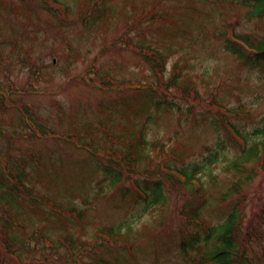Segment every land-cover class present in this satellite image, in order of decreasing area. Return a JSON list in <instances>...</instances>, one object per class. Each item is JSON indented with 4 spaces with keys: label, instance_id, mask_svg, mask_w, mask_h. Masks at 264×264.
Returning <instances> with one entry per match:
<instances>
[{
    "label": "rangeland",
    "instance_id": "1",
    "mask_svg": "<svg viewBox=\"0 0 264 264\" xmlns=\"http://www.w3.org/2000/svg\"><path fill=\"white\" fill-rule=\"evenodd\" d=\"M60 1L69 12L58 20L40 0H0V177L12 171L8 184L35 195L3 202L0 188V216L13 222L24 263L212 264L218 241L204 233L236 211L243 264H264V167L252 162L250 180L231 168L239 149L220 117L253 138L261 125L264 71L225 46L233 34L262 35L264 19L243 0ZM129 40L165 56L157 93L156 71ZM175 67L181 87L168 88ZM165 94L170 109L158 106ZM146 125L153 159L142 162ZM211 152L218 162L200 190L164 175ZM111 171L122 175L117 185ZM157 181L165 203L145 207L137 187ZM195 233L202 239L190 248ZM68 236L78 249L61 247ZM0 264H12L2 249Z\"/></svg>",
    "mask_w": 264,
    "mask_h": 264
},
{
    "label": "trees",
    "instance_id": "2",
    "mask_svg": "<svg viewBox=\"0 0 264 264\" xmlns=\"http://www.w3.org/2000/svg\"><path fill=\"white\" fill-rule=\"evenodd\" d=\"M47 3L52 6L53 11L58 15H63L64 13L69 12V8L61 2L60 0H46ZM245 3L253 5L254 9V17L255 18H263L264 19V0H243ZM129 39V37L127 38ZM131 43V41L129 40ZM128 43V44H130ZM135 50L138 52V55L144 57L148 65L152 68V70L156 71L155 76L158 81V85H155V82L150 83L149 86L154 90L155 93L160 89L159 79L163 81L164 77L167 73L165 56L162 54V51L157 50L154 51L149 46H139L137 44L131 43ZM133 47V48H134ZM226 50L237 57V59L245 64L247 67L251 69H259L264 71V32L260 36H255L253 34H237L234 37V40L227 38L226 39ZM135 51V52H136ZM177 67V66H176ZM175 67V70L172 74V77L166 80V85L168 88H179L181 87V72H179ZM183 81V80H182ZM163 100L157 101L159 107H167L171 108L172 101L170 100L168 94L163 95ZM172 102V103H171ZM174 104V103H173ZM224 123V131L227 133L228 138L235 141L238 146L239 153L236 155L234 160L231 162V168L235 171L243 172L246 171L245 167L252 164V162L257 161L261 162L260 164L264 167V116L261 118V125L259 129H256L254 132V138L249 136L238 129V127L230 122L226 121L225 116H220ZM29 123L31 118L28 117ZM34 121V119H32ZM226 121V122H225ZM32 126V124L30 123ZM33 127V126H32ZM143 141V140H142ZM222 149H224L225 144L222 145ZM217 152H211L204 162L197 161L194 164H190L189 166H184L182 168H171L177 170V173L180 174V177L183 181H181L178 177L173 174L166 175V178H170V182L174 184L177 183L181 185L184 189L193 190L194 182L200 181L202 182L201 175L204 172V169L209 165H212L218 162ZM22 169V168H21ZM246 176V180H250L253 177V172L249 171ZM11 176V175H9ZM19 181L24 183L21 180V175L18 176ZM22 177H25V174H22ZM183 182V183H181ZM203 183V182H202ZM0 188L6 190L5 195H3L1 201L5 202V196H8V193L12 196L16 195L18 198L24 194H29L25 191V189L15 187L12 184H8L7 180L0 177ZM149 188V187H147ZM151 191L148 196L150 200L148 204L151 205H159L164 203V189L162 181L155 182L152 188H149ZM197 190V189H196ZM20 193V195H19ZM148 193V191H147ZM152 194V195H151ZM229 195V194H228ZM147 201V200H146ZM4 204L0 203V208L2 209ZM33 207V206H31ZM5 212V211H4ZM185 214V213H183ZM13 222L11 220H6L4 223L2 222V217L0 216V242H2V251L4 254L10 259V263L12 264H25L24 263V253L21 251L22 243H17L15 238L9 235V231L13 227ZM239 224V216L237 212H233L228 219L222 224L219 228H213L209 230L205 235L207 239L206 242L210 240L217 239L218 243L215 246V249L209 254V262L212 264H243L242 262V249L238 243V239L235 236L237 228ZM202 237L200 233L193 234L191 238V242L189 244L190 248L197 247V243L201 241ZM61 247H70L72 250L78 249V240H74L72 236H68L61 241ZM19 247H21L19 249ZM16 249V250H15ZM80 249V248H79ZM11 256V257H10ZM102 264V263H98Z\"/></svg>",
    "mask_w": 264,
    "mask_h": 264
}]
</instances>
